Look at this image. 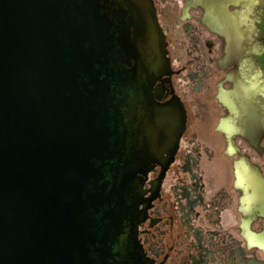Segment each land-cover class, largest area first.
<instances>
[{"label": "water", "instance_id": "obj_1", "mask_svg": "<svg viewBox=\"0 0 264 264\" xmlns=\"http://www.w3.org/2000/svg\"><path fill=\"white\" fill-rule=\"evenodd\" d=\"M167 73L150 0H0V264H153L138 205L183 128Z\"/></svg>", "mask_w": 264, "mask_h": 264}, {"label": "flooded vegetation", "instance_id": "obj_2", "mask_svg": "<svg viewBox=\"0 0 264 264\" xmlns=\"http://www.w3.org/2000/svg\"><path fill=\"white\" fill-rule=\"evenodd\" d=\"M150 1L168 67L161 101L177 102L183 128L171 159L145 176L144 254L153 264H264V189L246 202L237 185L240 162L264 179V2Z\"/></svg>", "mask_w": 264, "mask_h": 264}, {"label": "rangeland", "instance_id": "obj_3", "mask_svg": "<svg viewBox=\"0 0 264 264\" xmlns=\"http://www.w3.org/2000/svg\"><path fill=\"white\" fill-rule=\"evenodd\" d=\"M259 2L260 3H263L264 2V0H259ZM262 8H263V6H261ZM255 10L256 11H258L256 8H255ZM261 15L264 17V14H263V12L261 13ZM254 22H260V20H257V21H254ZM259 24V23H258ZM258 24H256L255 25V28H254V33L256 32V30L259 28V26H258ZM258 48H260V47H258ZM254 65H255V63H254ZM253 68V67H252ZM248 72H250V71H248ZM247 74H250V75H255V74H253V73H247ZM250 181H251V177H250ZM250 183V182H249ZM260 183L256 180V178H255V175H254V173H253V176H252V185L255 187V190H257L256 191V194H255V196L253 197V199H261L262 200V195H261V192H262V190H261V186L259 185Z\"/></svg>", "mask_w": 264, "mask_h": 264}, {"label": "bare ground", "instance_id": "obj_4", "mask_svg": "<svg viewBox=\"0 0 264 264\" xmlns=\"http://www.w3.org/2000/svg\"><path fill=\"white\" fill-rule=\"evenodd\" d=\"M233 34V33H232ZM233 36V35H232ZM234 36H235V34H234ZM245 99V98H244ZM246 100V99H245ZM247 101V100H246Z\"/></svg>", "mask_w": 264, "mask_h": 264}]
</instances>
